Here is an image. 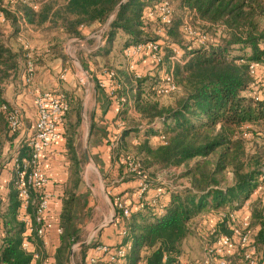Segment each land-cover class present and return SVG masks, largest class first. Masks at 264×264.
Wrapping results in <instances>:
<instances>
[{
	"label": "trees",
	"instance_id": "1",
	"mask_svg": "<svg viewBox=\"0 0 264 264\" xmlns=\"http://www.w3.org/2000/svg\"><path fill=\"white\" fill-rule=\"evenodd\" d=\"M35 1L40 3L37 10L32 7ZM122 1L18 0L13 6L20 10V18L28 25L38 27L48 24L50 28L57 27L76 37H84L85 30L103 28L111 20L103 32V52H110L116 36L124 38L123 51L131 45L158 40L157 37H149L148 28L154 25L157 30L160 23L144 22L143 15L147 8L163 0H126L117 9ZM2 2L0 0V8ZM171 3L172 19L164 25L163 43L160 42L162 61L156 64L155 69L158 70L167 61L166 56L174 47L182 49L189 59L173 67L178 88L167 94L161 93L163 81L155 79V83L152 82L149 90H146V79L151 77L132 72L130 79L135 81L133 91L138 89L133 96L136 109L151 124L159 119L160 126L148 125L143 131L145 136L141 138L138 130L128 125L125 119L127 103L120 105L117 117L126 126L116 138L112 168L105 173L104 178L113 181L110 187H116L122 182L144 177L151 188L150 176L176 166L182 168L180 176L186 177L189 185L173 187L157 181V188L164 189L167 200L147 198L148 192H144L142 205L134 210L130 207L128 217L116 207L115 218L121 219L125 227L124 241L132 243L128 264H176L183 253L186 239L192 234L191 223L200 214L210 210L234 212L263 184L264 162L257 150L255 153L247 151V135L252 126H264V99H256L252 95L255 77L250 69L252 62L257 63V72H263L264 82V0H171ZM5 14L13 27L16 26V15L10 11ZM193 20L208 27H221L223 35L208 47H191L182 28L186 21L193 24ZM13 27L12 34L17 36L22 28L16 33ZM202 33L210 35L208 32ZM13 35H10L11 38ZM1 36L0 33V83L16 75L18 77L22 72L21 62L32 59L36 64H42L53 60L49 50L37 55L22 45L14 47L10 36L7 43ZM98 50L102 52L100 48ZM99 83L97 81L100 86ZM118 84L120 86L113 88L110 94L112 97L122 87L120 82ZM2 91L0 86V165L5 143L13 141L18 133L17 130L13 136L9 135L7 113L1 106L7 104L9 107L10 103L3 98ZM150 93L173 97L168 104H160ZM65 95L69 108L65 115L64 135L74 165V189L81 172V159L76 149L82 111H79L75 93ZM121 97L120 93L114 96L120 102ZM135 135L139 137L136 142ZM160 135H164L165 139L161 140ZM152 136L159 138L157 144L150 140ZM131 146L141 159L135 173L128 172L124 162L129 158L124 148L130 149ZM30 153V148L23 140L16 149V159L19 161ZM12 172L7 201L0 208V264H40L45 254L41 256L40 251L30 252L22 247L25 224L18 218L20 200L16 169H12ZM227 173L232 174L231 182L227 180ZM74 196L75 192H70L63 202L60 214L62 232L54 254L55 264H69V253L77 239L71 227ZM30 197L29 212L33 215L42 192L30 187ZM251 209V240L257 248L258 264H262L263 198L255 199ZM220 227L229 228L227 222ZM98 243L82 248L86 264L89 247ZM245 251L246 247L238 244L229 257L232 264H248Z\"/></svg>",
	"mask_w": 264,
	"mask_h": 264
},
{
	"label": "rangeland",
	"instance_id": "2",
	"mask_svg": "<svg viewBox=\"0 0 264 264\" xmlns=\"http://www.w3.org/2000/svg\"><path fill=\"white\" fill-rule=\"evenodd\" d=\"M178 13L179 11H177V14ZM184 15L183 17H185ZM190 25L194 29L200 32H208V34H210L209 37L213 39V42L218 40L220 36L223 35V31L221 27H208L207 25H204L202 22L198 20H193V24L190 23ZM12 26L13 25L11 22H8L6 24V22L0 21V33L6 34V31H8L9 29L12 30ZM153 26L154 25L148 28L149 37L151 38L157 37V39L159 38L157 41L163 43V38H164L162 37L163 34L155 30ZM21 27L23 28L24 36L21 35L22 39L17 40L18 35L15 36L12 34L14 36L11 40L13 46L19 48L22 45L24 46L25 49H29L30 51H32V53H36L39 55L49 50V52H51L49 56H53V60H48V62H46L44 66L36 65V62L34 61L35 66L38 67L37 69L34 70V72H37L38 70L41 69L42 71L51 73L54 76V78L57 79L58 82H60L61 84V87L55 90H60L66 94L70 92L75 93L77 101L79 102L78 103L79 111L80 109L82 111V100L85 94L89 96L93 88L95 89L97 87L104 89L105 92L108 93L109 95L112 93V90H110L111 88L110 86L109 87L107 85L105 87L99 86L97 84V81L100 80L104 81L103 79H106L105 76L106 72L113 71L115 73L114 76L116 82L117 83L120 82L122 86L119 88V92H117L116 94L120 93L123 96L120 99L121 102L118 101V99L116 98L115 99L120 103L121 106L124 102H126L127 104L125 107L127 108V110L131 111L130 113L126 112L125 114L126 116L125 119L128 121V125L138 130L137 133L140 134L141 138L145 136V133L143 131L145 128H147L148 125H153L155 127L160 126L159 119H156L155 122L151 124L150 121L146 118H143L141 113L136 109L133 96L136 94L138 89L137 91L135 89L133 91V88L135 86V81H131L130 76L134 71L135 72L137 71L140 74L149 75L151 78L146 79L145 84H147V86H144V89L149 90L148 89L149 85L152 82H154L155 79L161 81L165 73H167L168 71H170V69H172V64L169 60V55H171L173 49L172 52H169V55L166 56L167 61L163 63V65L159 67L158 70H156L155 69L156 62H153L149 58L147 52L139 54L138 56H135L133 58H128L123 51V46L125 45V41L122 36H116L114 45L110 50V52H103L105 42L104 40L101 39L102 37L100 34H101V30L104 27L98 30H92V29L85 30L84 35L91 36L90 39L88 40L83 39V37L72 36L66 33L65 31L60 30L57 27L50 28L48 24H44L42 26L37 27V26L28 25L24 22H18V23L16 22V26L14 25L13 30L14 31L16 30L17 33L21 29ZM189 41L191 47L197 46L193 44V42L189 38H187V42ZM99 48L100 50H102V52L98 50ZM144 59L146 61L145 64L142 63L144 65L141 64L142 66H139L140 64L138 63L140 61H143ZM136 63L138 64V67L136 66ZM143 67H145V69ZM21 71L22 72L21 74H19L18 77L16 75L13 79L12 78L9 79L11 80L12 83L11 85L8 84V87L5 90L8 92V96L10 97H12L19 90L27 86H30V88H40L38 85H35V82L33 80H31L29 83L25 82V80L23 81L22 79L23 68L21 69ZM262 76H263V72L258 71L254 75L255 79L253 83V88L260 93L264 91L263 90L264 82ZM91 80L93 81L92 83L90 82ZM89 84L96 87L92 88ZM50 90H54V89H50ZM116 94L114 93L113 97ZM149 95L154 96L155 100H157V102H159L160 104H168L173 97L171 95L155 96L152 95V93H150ZM122 98H124L125 101H122ZM83 109H84L83 110L84 116L82 115L81 117V123L78 129L79 135L77 136V149H78L79 157L81 159V171L84 170L86 165V156L84 153V148L86 145H85L84 136L85 133H87L90 126L89 118L87 117L85 108ZM251 128L252 130L248 132L247 135V151L249 153H255V151L257 150L258 152H260L264 162V126H252ZM154 137L155 136H152L150 140L152 141L153 144H157L159 138L156 139ZM136 138L137 140H139L138 135L136 136ZM124 150L125 152H127V156L129 158H132L138 162L139 160H141L140 157L134 151V148H132V146L130 149L124 148ZM88 152H89L88 153L89 157H91L89 148H88ZM92 161L93 160L91 157L89 164L90 167L93 168L94 173H92L91 175L90 182L93 183L94 189L97 191L99 196L103 191L102 186L106 191V193L112 190V187H110L109 185H112L113 181H108L105 178H103L104 176L99 170V168L98 170H96L97 168L95 169L94 166H92L93 165ZM181 170H182L181 167L174 166L169 169L161 170L157 172L154 176H150L152 180L151 189L153 190L157 188L156 186L157 181L162 182L164 184H170L171 186L174 187L178 185L179 186L183 185L185 184V182L188 183L186 177L180 176ZM227 177H228L227 180L231 182L232 174L227 173ZM155 179L156 181H154ZM258 187H260V189L258 188L259 191L256 194L253 193V195L251 196L252 201L248 203L250 205L245 204L247 200L242 203V206L239 208V209L242 208L239 214L242 213L245 214L247 210L252 207L253 201L255 199L261 197L264 200V186L259 185ZM94 206L95 205H93V207ZM100 206H101L100 212L95 213V211H92L91 213L92 216L90 217L91 219H93L94 221L97 220L101 221L103 218L102 217L103 214L107 215V221L113 220L115 218L113 204L111 203V199L109 197L105 195V201L103 202L101 199ZM109 211H110V216L108 215ZM205 221H206L205 224L202 221L201 226H199L198 223L200 221L196 222L194 220L190 226L192 229V234L186 239V242L189 241L188 242L189 244L187 243L186 245L188 252L187 254H189V260L192 264L200 263L201 259L203 258V255L201 254L202 252H204V250L202 248L200 249V247L203 246L206 247L208 243H211L212 241L215 240L214 236L209 233L211 228L210 227L211 225L208 227L209 217H205ZM250 222H251V217H250ZM198 227L200 229H198ZM249 227H250L249 228L250 234H252L253 228H251L250 225ZM89 231H90V227H87L81 229L79 233L76 234L77 237L76 242L72 245L71 251L69 253V262H68L69 264H86L85 257L84 258L82 257L84 255V253H82V248L84 246H87V244H84L82 247L80 246L82 242L87 241ZM220 232L231 234L230 228H226V227L224 228L220 227ZM95 242L98 241L94 239L91 241V243H89V245ZM192 245L196 246L195 248L196 252H193L194 250L192 249ZM91 247L92 246H90L89 248Z\"/></svg>",
	"mask_w": 264,
	"mask_h": 264
},
{
	"label": "crops",
	"instance_id": "3",
	"mask_svg": "<svg viewBox=\"0 0 264 264\" xmlns=\"http://www.w3.org/2000/svg\"><path fill=\"white\" fill-rule=\"evenodd\" d=\"M7 11H10L12 12V14H15L18 19V22H20V10H17L13 6L12 8H6L5 13ZM8 22L10 21L8 20ZM8 22H6V24ZM12 32L13 31L9 29L8 31H6V34L2 33L1 37L4 39V42H8V37L12 35ZM17 35V40H21V35L24 36L23 28L21 29V32ZM90 37L91 36L86 35L83 37V39L88 40L90 39ZM10 40H12L11 37ZM46 62L48 61L36 65L44 66ZM145 62L146 61L144 59L138 64H140L139 66H142L145 64ZM25 64L26 63L21 62V68H23V73ZM138 64L136 63L137 67ZM37 68L38 67L36 66L35 69ZM143 68L145 69V67ZM32 80L35 82V85H38L40 87L36 89L55 90L61 87L60 82H58V80L55 79L51 73L42 71L41 69L37 72H34ZM90 82L92 83L93 81L91 80ZM11 83V80H7L3 83H0V86L3 90L2 96L9 103L16 104L20 107L22 112V124L13 141H7L4 146V152L0 165V208H3L6 204L7 194L9 191V183L11 179H13L12 156L15 154L16 149L19 147V144L23 140L26 141L27 138L34 133L37 119L36 107L34 105L33 95L30 92V86L22 88L12 97H10L8 96V92L5 89L8 87V84L11 85ZM89 85L92 88L96 87L91 84ZM83 108H85V112L87 113V117L89 118L90 122L89 129L84 136L86 145L84 148V153L85 149H90V154L92 160L94 161H92V166H94L95 169L97 168L96 170H98L99 168V170L104 176V173H106L112 168L113 147L116 144V138L120 135L121 131L126 126L125 122L119 120V118L117 117L118 110L120 108V103L114 97L106 93L104 89L96 87L95 89L93 88L91 90L89 96L85 94L82 100V115L84 110ZM130 112L131 111L128 110V113ZM64 132L65 123L59 127V135L56 140L52 143L51 147L45 150L41 156V164L43 170L47 175V183L44 187V190L51 196L49 200V206L45 213V219L52 223V227L48 229L45 238L39 237L37 239L34 238L35 236L31 237L28 249V251L36 253L37 251H40L41 256L45 254L44 256H49L52 258H54L56 248L60 244V234L58 233L57 229L60 226V214L62 212L63 202L70 192H75V200L73 205V219L71 222L72 231L76 232L77 234L81 229L90 227L87 241L82 242L87 245H89V243H91V241L94 239L100 243H105L109 245H118L122 242H126L124 241L125 235L123 233L125 227L121 219L114 218L113 220L107 221L106 214L102 215L103 218L101 221H94L90 218L92 216V211H95V213L101 211L100 201L101 199L103 202L105 201V195L111 199L114 212L116 209L115 200L117 197L124 199L129 205V207H131L133 210L141 206V200L143 199V197H139V179L122 182L118 186L112 187V190L108 191L109 193H106L102 186L103 191L98 196L97 191L94 189L93 183L90 182L91 175L92 173H94V170L90 167V164L87 161L84 170L80 172L78 185L73 189V180L76 178V176L74 175V165L68 153ZM9 135L13 136L11 133H9ZM136 140L137 139H134V142H136ZM76 151L78 154V149H76ZM185 184L189 185V183L187 182H185ZM260 187H257L253 193L256 194L259 191ZM162 191V188H155L153 190L150 188L147 191V198L154 197L160 198L162 200H167L168 195L163 193L164 191ZM251 201L252 199L250 197L245 204H248ZM93 205L95 206L93 207ZM251 208L248 209L246 212L250 215V217L252 210ZM241 209L236 210V213H239ZM216 212L217 211L214 210L206 211L200 214L195 219V221H201L202 218L209 217L208 227L210 225L212 226L214 223L213 217L215 216ZM108 215L110 216V211ZM203 223L205 224L206 221L204 220ZM44 242H46V244ZM188 242L189 241H187L184 245V250L182 255L180 256V260L185 264H192L189 260V254H187L188 252L186 245ZM39 243L41 245H39ZM195 248L196 246L192 245V249L194 250L193 252H196ZM201 248L205 251L206 247L203 246L200 247V249ZM201 255H203L204 257V252H202Z\"/></svg>",
	"mask_w": 264,
	"mask_h": 264
},
{
	"label": "built area",
	"instance_id": "4",
	"mask_svg": "<svg viewBox=\"0 0 264 264\" xmlns=\"http://www.w3.org/2000/svg\"><path fill=\"white\" fill-rule=\"evenodd\" d=\"M17 1L18 0H3L0 8V21L8 22L5 9L12 8ZM39 5L40 3L38 1L32 3V7L35 10L39 8ZM172 12L171 0H163L154 7L147 8L143 15V20L144 22L158 21L160 25L157 31L164 34V25L171 22ZM20 22L26 23L24 19H21ZM105 29L101 30L102 34ZM182 29L187 37L193 40V43L197 46L208 47L210 44L214 43L212 38L207 34L194 29L188 21L185 22ZM144 52H147L149 58L153 62H156V64L162 61V46L157 40L131 45L124 50V53L128 58H133ZM188 59L189 56H185L182 49L177 47L173 48V52L169 56L172 69L162 77L163 84L160 88L161 93L167 94L178 88L173 77V67L176 63H185ZM35 67V63L32 59H29L26 62L23 73V79L25 82L29 83L32 80ZM258 68L259 65L257 63L252 62L250 64V69L253 75L257 73ZM137 74L141 75L139 72H137ZM114 75L115 73L113 71H108L106 79H103L104 81L100 80V86H110V90L119 87L120 85L116 82ZM30 92L33 95V101L37 113L35 131L26 140L31 153L29 156L22 157L18 161L15 152L12 158V169H16V184L18 198L20 200L18 218L25 224L24 239L22 242V247L25 250L29 249L31 237L35 235L45 238L48 229L52 227V223L45 219V213L49 206L51 196L44 190L47 183V175L41 164V156L45 150L51 147L52 143L58 137L59 127L65 123V115L69 108L67 97L65 93L60 90L30 88ZM252 95L256 99H264V91L261 93L257 92L253 88V84ZM122 101H125L124 98H122ZM1 109L7 113L9 131L11 134H14L19 130L22 124V112L20 107L16 104L10 103L9 107L7 104H3ZM159 138L161 140L165 139L164 135H160ZM124 162L127 165L128 172L135 173L138 171V161L128 158L125 159ZM139 180V197L141 198L143 197L144 192H147L150 187L144 177L139 178ZM261 180L263 182L262 186H264V177H261ZM30 187L37 188L42 192V198L33 215L29 212L31 199ZM115 206L122 210L125 217L130 215L131 208L124 199L117 197L115 200ZM204 220L205 218L201 219V221ZM201 221L198 223L199 226L202 224ZM213 222L209 233L214 236L215 240L208 243L206 246L204 257L201 259L200 264H232L229 257L233 255L238 244L246 247L245 258L248 261V264L259 263L257 258V248L251 240L249 230L250 215L248 213L239 214L236 213V211L230 213L217 211L213 217ZM226 222L231 230V234L220 232V225ZM57 231L59 234L62 232L60 226ZM123 233L124 235L126 234L125 230ZM44 243L46 244V242ZM131 248L132 243L130 241L118 245L98 243L89 248L86 256L87 264H128V256ZM40 264H55V260L52 257L45 256L41 258ZM176 264L185 263L179 259ZM262 264H264V262Z\"/></svg>",
	"mask_w": 264,
	"mask_h": 264
},
{
	"label": "water",
	"instance_id": "5",
	"mask_svg": "<svg viewBox=\"0 0 264 264\" xmlns=\"http://www.w3.org/2000/svg\"><path fill=\"white\" fill-rule=\"evenodd\" d=\"M125 1H126V0H123V1L118 5L117 9H118V8L120 7V5L123 4ZM111 18H113V15H112ZM110 21H111V20H109V21L107 22V24H108ZM107 24H106V26H107ZM106 26H105V27H106ZM105 27L103 28V30L105 29ZM101 35H102V33H101ZM85 155H86V161L89 162V161H90V157H89V154H88V149H85ZM83 245H84V243H82L80 247H82Z\"/></svg>",
	"mask_w": 264,
	"mask_h": 264
}]
</instances>
